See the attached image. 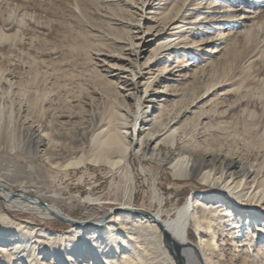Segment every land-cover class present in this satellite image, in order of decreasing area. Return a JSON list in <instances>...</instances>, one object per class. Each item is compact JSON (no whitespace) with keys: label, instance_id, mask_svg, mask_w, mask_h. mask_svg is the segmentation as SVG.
<instances>
[{"label":"bare ground","instance_id":"6f19581e","mask_svg":"<svg viewBox=\"0 0 264 264\" xmlns=\"http://www.w3.org/2000/svg\"><path fill=\"white\" fill-rule=\"evenodd\" d=\"M114 1L120 6L112 9L113 14L135 8L140 18L136 25L123 19L114 23L121 26H113L111 29L115 41L126 39L123 34L126 28L134 30V35L128 42L123 41V50H128V53L120 51L118 55H106L101 59L104 69H96L93 75L96 81L103 84L99 86L107 95L112 92L125 98V93L131 91L130 95L135 102L132 115L127 116L118 99L110 96L104 101L103 108L94 111L86 121L77 120L81 116L77 111L67 112L68 121L62 119L61 115L55 116V111L52 114L56 119L59 118L58 121L41 123L37 128L38 133L32 131V126H26L22 138L9 132L4 134L7 135L9 150L26 149L27 152L39 153L46 162L61 170L90 163L106 164L117 169L122 175L119 185V189L124 192L122 200L108 215L99 218L92 216L87 220L71 223L74 227L63 233L42 228L36 231L33 227L14 221L7 213L0 212V253L6 264H83L80 258L87 249L90 252L92 250L93 254L85 264H94L93 258L99 253L112 264H176L164 243V231H167L183 246L185 264H223L221 258L224 255L220 250H232L237 245L241 230H238L241 226L238 222L249 228L254 227L252 234L250 230L245 234L250 235L251 242L256 237L264 236V209L248 205L254 202L264 208V159L260 160L264 158V76L260 78V73L264 74V66L261 63L258 66V60H252L241 70L237 66L243 52L250 55L258 48L261 40L256 36L259 34L247 32L243 39L251 41V45L242 44L240 47L237 45L241 42V37H238L224 58L215 62L217 65L216 69L211 70L212 74L206 76L208 72L202 70L206 77L203 78L202 85H187L179 99H169L172 92L178 91L172 88L175 85L160 87L155 83L161 80L159 75L172 71L183 61L174 58L157 75L151 71L166 53L170 57L180 52L187 54L194 51L193 45L198 41H188L189 37L186 35L193 32V28L187 26L192 24L198 28L203 22L199 18L187 22L188 13L197 9L194 7V0H186L181 7L184 9L177 10L174 7L162 10L157 20L155 19L156 22L148 26H145V22L149 20L147 10L152 6L153 0H141L137 6L133 3L130 5V0ZM220 16L223 20L235 17L230 11H225ZM216 18L215 15L208 14L205 20H217ZM175 36L177 37L174 38ZM210 38L212 36H208L203 44H207ZM95 45L99 44L87 39L78 51L93 59L91 49ZM142 46L144 48L139 49ZM257 56L259 59L263 58L264 46L259 49ZM145 57L146 60L141 62ZM146 64H150L149 71L143 72V65ZM147 73H152L151 77H146ZM152 90H155V99L160 97L161 100L162 96H166L164 101L167 104L157 107L158 113L151 114L153 118L146 121L141 101ZM206 105L210 107L206 109ZM240 107L241 111L237 112ZM52 110L47 109L49 112ZM1 128L0 142L3 140ZM158 133H161V137L157 140ZM181 133L183 137L178 157L171 164L173 176L177 179H196L217 188L222 196L194 194L191 200L188 199L182 207L177 208L175 218L162 220L156 213L133 206L136 180L130 157L132 152L142 153L146 158L161 161L163 154L158 151L160 143L166 142L168 146L176 147L177 137ZM201 135L204 136L202 141ZM155 140L153 148L149 150L150 142ZM2 147L0 143V149ZM4 187L6 186H2L1 190L4 191ZM16 189L18 196L14 200L10 197L13 190L5 191L3 197L6 201L17 207L45 209V215L49 217H54L49 210L63 215L55 205L46 202L48 209L38 205L37 199H42L39 195H33L32 191L36 193V188L32 190L22 184ZM58 194L55 192L52 195L57 197ZM223 195L234 196L242 205L241 209L235 211L236 206L233 207L232 203L228 205ZM26 196L34 197L33 201L23 199ZM87 199L97 202L99 197L89 196ZM114 213L118 214L113 216ZM115 220L120 221L121 226H117ZM190 224L199 233L201 247L190 240ZM34 237L42 238L43 241L30 243L29 240ZM217 238L221 241L218 244L215 242ZM66 240L67 244L62 242ZM120 247L124 248L122 256L112 258L111 251ZM261 249L256 250L257 254H261L260 259L252 260V264H264ZM39 253L44 255L40 256ZM48 254L51 255L49 259L46 258Z\"/></svg>","mask_w":264,"mask_h":264},{"label":"rangeland","instance_id":"374dc122","mask_svg":"<svg viewBox=\"0 0 264 264\" xmlns=\"http://www.w3.org/2000/svg\"><path fill=\"white\" fill-rule=\"evenodd\" d=\"M140 1L130 0L129 4L133 3L137 6ZM185 2L186 0H153L152 6L147 10L149 20L145 22V26L155 23L162 10L166 11L174 7L179 10ZM116 4L114 0H0V127L3 132L1 136L3 140L0 142L3 146L0 149V195L4 196L5 193L1 190L2 186L18 193L16 187L25 184L32 190L36 188V193L32 191L33 195H39L43 201L57 206L63 216H71L79 221L87 220L92 216L99 218L108 215L111 210L119 206L124 192L119 189L122 175L117 169L106 164L90 163L86 166H72L70 169L61 170L46 162L39 153L27 152L26 149L9 150L7 135L4 134L9 132L17 138L20 136L22 138L26 126H32V131L38 133L37 128L41 123L58 121L59 118L56 119L52 114L55 111V116L61 115L60 117L67 121L69 120L66 117L67 112L77 111L81 113L77 120L86 121L91 118L94 111L103 108L104 101L110 96L112 99H118L122 111L127 116L132 115L135 102L130 95L131 91L125 93L128 96L125 98L112 92L107 95L99 86L103 84L96 81L93 75L96 69H104L101 59L106 55L128 53V50H123V41L128 42L134 35V30L126 28L123 32L126 39L115 41L111 29L113 26L117 28L121 26L114 23L123 19L136 25L137 19L140 18L135 8L113 14V10L120 6ZM193 4L197 9L188 13L187 22L198 18L199 21H203L198 28L192 24L187 26L193 28V32L186 35L189 37L188 41H198L193 45L194 51L187 54L180 52L175 55L176 57H169V53H166L162 61L151 71L157 75L166 64L172 63L174 58L183 61L172 71L168 70L167 73L159 75L161 80L155 83L160 87L166 84L175 85L172 88L178 91L172 92L173 95L169 96V99H179L187 85H202L203 78L206 79L205 75L209 76L213 73L211 70L216 69L215 65H217L215 62L224 58L225 53L238 37H241L239 40L242 43H238L237 46L249 45L251 41L243 39L247 32L259 34L256 37L261 42L250 55L246 52L240 55V60L237 61L238 70L243 69L252 60H258L256 61L258 66L260 63L264 66V56L261 59L257 56L259 49L264 46V0H194ZM225 11H230L235 17L223 20L220 14H224ZM208 14L215 15L217 20L206 21L205 17ZM208 36L212 38L207 44H203ZM87 39L95 40L99 44L95 45V50L91 49L94 53L93 59L78 51ZM143 48L144 46L139 47L141 50ZM146 57L141 62H144ZM149 66L150 64L143 65V72H148ZM203 69L208 73L203 75ZM151 75L152 73H147L146 77ZM263 76L264 74L260 73V78ZM142 88L144 89L145 86L143 85ZM154 94L155 90L149 91L141 101L143 111L146 112L144 118L146 121L153 118L151 114L158 113L157 107L167 104L164 101L166 96H162L160 100V97L155 99ZM209 107L206 105V109ZM48 108L53 110L49 112ZM241 109L242 107L238 108L237 112ZM160 134H156L157 140L161 137ZM182 137L183 133L178 135L176 147L168 146L166 142L160 143L158 151L163 154L161 161L146 158L142 153L132 152L130 157L136 180L133 206L156 213L162 220L175 218L177 208L182 207L188 199L191 200L194 194L222 196L217 188L196 179H177L173 176L171 164L178 157ZM200 140H204L203 135L200 136ZM155 142L156 140L150 142L149 150L153 148ZM262 159L264 158L260 160ZM52 190L59 193L57 197L52 195L55 193ZM89 196H98L99 199L97 202H91L87 199ZM224 197L228 205L232 203L233 207L236 206L234 210L241 209L242 205L234 196ZM14 199L16 198L12 200ZM248 205L259 210L264 209L254 202ZM0 212L7 213L14 221L33 227L36 231L42 228L54 233H63L74 227L71 223L45 215V209L17 207L10 201L5 203L2 199H0ZM117 214L114 213L113 216ZM115 222L117 226H121L120 221L115 220ZM239 223L238 225H241L239 229L237 228L241 229L239 244L237 243L232 250H220L224 255L221 258L223 264H252V260L260 259L261 254H257L256 250L261 249V246L260 252L264 254V236L256 237L255 241L251 242L250 235L245 234L248 230L252 234L254 227L249 228L246 224ZM188 230L193 244L201 247L198 231L192 224L189 225ZM29 241L39 243L43 240L34 237ZM62 242L67 244L68 241ZM215 242L220 243V238ZM46 248L48 249V246ZM120 248L112 250L110 256L116 259L122 256L124 248ZM87 250L83 251V256L80 258L83 264L87 263V258L93 254L92 250V253L90 249ZM39 255L44 254L39 253ZM50 257L51 255L48 254L46 258ZM94 261V264H112L108 263L100 253L96 254L92 262ZM174 261L176 263L175 258ZM4 262V256L0 253V264H6Z\"/></svg>","mask_w":264,"mask_h":264},{"label":"water","instance_id":"95a60500","mask_svg":"<svg viewBox=\"0 0 264 264\" xmlns=\"http://www.w3.org/2000/svg\"><path fill=\"white\" fill-rule=\"evenodd\" d=\"M8 190H9L8 188L4 189V191H6V192ZM17 196H18V193L16 191H12L10 197L16 198ZM33 198L34 197L26 196L23 199L32 200L33 201ZM0 199L4 200V202L6 203V199L2 195H0ZM36 203L38 205L43 206L46 209H48V206H47L46 202H44V201H42L40 199H37ZM49 212L51 214H53L56 219H60V220L65 221L67 223H75V222L79 221L78 219H75V218H73L71 216L70 217L63 216V215L58 214V213H53L51 210H49ZM159 225H161L160 222H159ZM164 243L168 247V249L171 252V254L174 256V258L176 260V263L177 264H185L184 255H183V252H182L183 246L180 243H178L167 231H164ZM193 247H195V249H196L195 245H193Z\"/></svg>","mask_w":264,"mask_h":264}]
</instances>
